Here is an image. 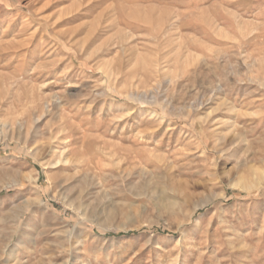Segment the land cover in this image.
Returning a JSON list of instances; mask_svg holds the SVG:
<instances>
[{
    "label": "rangeland",
    "instance_id": "rangeland-1",
    "mask_svg": "<svg viewBox=\"0 0 264 264\" xmlns=\"http://www.w3.org/2000/svg\"><path fill=\"white\" fill-rule=\"evenodd\" d=\"M260 179L264 0H0V264H264Z\"/></svg>",
    "mask_w": 264,
    "mask_h": 264
},
{
    "label": "bare ground",
    "instance_id": "bare-ground-1",
    "mask_svg": "<svg viewBox=\"0 0 264 264\" xmlns=\"http://www.w3.org/2000/svg\"><path fill=\"white\" fill-rule=\"evenodd\" d=\"M261 178H262V177H261ZM259 181H260V182H259L257 185H258V186H262V185L264 184V181L262 182V179H260ZM258 186H257V187H258ZM246 189H249V188L246 187Z\"/></svg>",
    "mask_w": 264,
    "mask_h": 264
}]
</instances>
